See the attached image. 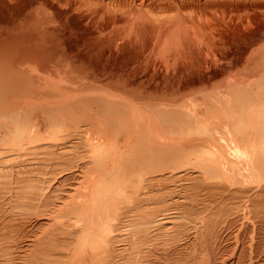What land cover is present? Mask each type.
I'll return each instance as SVG.
<instances>
[{"label":"bare ground","instance_id":"obj_1","mask_svg":"<svg viewBox=\"0 0 264 264\" xmlns=\"http://www.w3.org/2000/svg\"><path fill=\"white\" fill-rule=\"evenodd\" d=\"M0 264H264V0H0Z\"/></svg>","mask_w":264,"mask_h":264}]
</instances>
